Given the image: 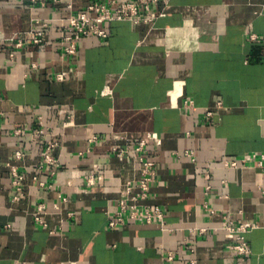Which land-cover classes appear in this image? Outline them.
I'll return each instance as SVG.
<instances>
[{"label": "crops", "instance_id": "crops-1", "mask_svg": "<svg viewBox=\"0 0 264 264\" xmlns=\"http://www.w3.org/2000/svg\"><path fill=\"white\" fill-rule=\"evenodd\" d=\"M104 1L0 0V264H264V171L224 166L264 153V0H161L153 23H105V40L64 55L63 20ZM32 28L43 43L15 48ZM38 116L59 140L56 168L43 165L49 138L33 137ZM147 134L149 203L164 223L108 228ZM12 168L24 177L16 200ZM224 217L257 225L244 259Z\"/></svg>", "mask_w": 264, "mask_h": 264}, {"label": "built area", "instance_id": "built-area-1", "mask_svg": "<svg viewBox=\"0 0 264 264\" xmlns=\"http://www.w3.org/2000/svg\"><path fill=\"white\" fill-rule=\"evenodd\" d=\"M44 0H30L32 4H36ZM161 0H124L117 2L114 0H106L100 3L89 4L86 8L76 16H70L63 20L64 34L61 37V43L63 44V54L72 56L76 53L78 42L90 36H94L101 39H106L108 33L103 28V24L113 21H128L132 25L149 24L153 23L158 16L151 11V6L157 4ZM68 8H71L68 6ZM144 9L148 12V15H142L141 10ZM33 26H40L41 28L48 27L47 21H34ZM32 28L26 34L24 38H18L14 36L10 39L13 42L15 48L20 49L24 43H30L35 46H39L43 43L42 33ZM64 74L57 76V80H63ZM211 117V113L206 115ZM3 118V113L0 112V121ZM71 119V117H68ZM23 133L21 129L14 130L15 136H20ZM33 137L42 138L46 142V146L43 152V165L56 168L58 166V160L52 156V152L59 146V140L53 133L45 126L42 116H38L37 128L34 130ZM115 139H120L116 136ZM93 138L91 141H95ZM152 140V136L147 134L145 138L139 140L136 144L135 152L138 154V161L141 165L140 177L137 180L126 181L123 185V195L116 203V211L112 218L107 219V227L115 228L122 225L125 221H131L138 224L151 225L158 223L163 225L164 214L157 205L149 203V190L150 185L155 182L157 177L155 164L144 158L143 152L147 142ZM113 152L120 158H128L129 153L126 149L113 148ZM186 157L195 161L193 154L185 153ZM23 154L20 151L15 152V158L20 159ZM251 165V167L258 168L264 171V153L260 155H250L240 159H226L224 160V166L228 168H238L239 166ZM13 175L12 187L15 189V195L13 200H16L23 195L22 183L24 177L20 175L16 169L11 170ZM55 172H52L54 174ZM36 179V178H34ZM97 180H101L100 177ZM89 184H93L92 176L89 177ZM38 185L41 188L45 187L43 182H39ZM61 202H65L66 199L59 197ZM54 209H58L57 205H54ZM211 211V210H210ZM45 212V205L40 204L37 208L35 215V222L43 227L46 224L43 221L42 215ZM212 212V211H211ZM257 225L254 222L248 224H235L232 219L224 217L221 230L226 232L232 239V243L228 247V250L232 252L236 257L244 259L250 255V247L246 240L245 235L253 229H256ZM204 230H200L203 233ZM170 259L172 257L170 256ZM69 264H75L70 262ZM233 264V263H231ZM239 264H243L242 262Z\"/></svg>", "mask_w": 264, "mask_h": 264}]
</instances>
